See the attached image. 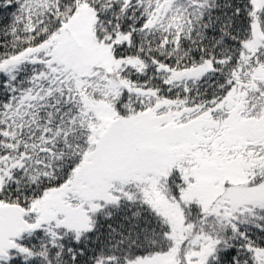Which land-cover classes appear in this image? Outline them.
Returning <instances> with one entry per match:
<instances>
[{"label":"snow or ice","instance_id":"snow-or-ice-1","mask_svg":"<svg viewBox=\"0 0 264 264\" xmlns=\"http://www.w3.org/2000/svg\"><path fill=\"white\" fill-rule=\"evenodd\" d=\"M0 264H264V0H0Z\"/></svg>","mask_w":264,"mask_h":264}]
</instances>
